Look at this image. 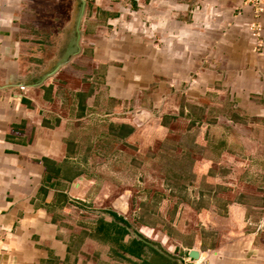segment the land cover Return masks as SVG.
Listing matches in <instances>:
<instances>
[{
    "label": "crops",
    "instance_id": "0c3cea01",
    "mask_svg": "<svg viewBox=\"0 0 264 264\" xmlns=\"http://www.w3.org/2000/svg\"><path fill=\"white\" fill-rule=\"evenodd\" d=\"M256 2L87 0L79 23L82 0H0V264L87 261L55 214L88 197L87 185L101 180L92 166L115 164L131 144L142 157L158 142L162 179L176 166V180L192 182L179 188L191 198L176 234L186 262L197 248L195 264H264V11ZM120 125L133 132H111ZM96 185L101 203L107 185ZM111 211L100 210L111 217H99L95 232Z\"/></svg>",
    "mask_w": 264,
    "mask_h": 264
},
{
    "label": "rangeland",
    "instance_id": "374dc122",
    "mask_svg": "<svg viewBox=\"0 0 264 264\" xmlns=\"http://www.w3.org/2000/svg\"><path fill=\"white\" fill-rule=\"evenodd\" d=\"M159 145L158 142L156 148L150 149L142 154L141 157V151L138 148L140 143L135 145L131 144V148L130 146L128 147L130 150H128V152L126 151L127 153L125 152L126 147L121 149V155H118L120 159L119 161L115 160V164L106 162L99 166H92L89 173H92L91 175H95L96 177L100 175L98 177H101V180H97L96 183L90 182L89 185H87L89 191L85 194H87L88 197H83L84 199L77 196L72 197L73 203L68 206L70 207L69 209L67 207L65 213L60 214V211L57 213L54 212L56 213V218L61 215L63 218L66 217L65 224H67V226L64 227V232L68 235L67 237L72 233L76 238V241L74 239L72 240L77 249L76 253H80L81 250H83V255L88 257L87 261H80V264H150V262L146 260H151V262L156 264L157 262L155 261L162 260L161 258H157L159 256L155 255L151 249H146V253H143L147 255L144 258V262L142 258H133L131 262L118 255L112 256L109 245H103L98 241L94 242L92 239H88L81 247L82 244L79 241L82 238H88L84 236L83 232L85 230L95 231L97 228L96 226L99 225L97 221L99 217H111L107 213H100V210H103V208H106V210H113L127 218L133 227L136 228V232H147L144 234L149 235L148 238L152 241L153 248L159 253L164 254L170 261L172 260L171 264H176L173 257L179 259L185 258L182 251L183 247L178 245L180 238H178L176 234L179 229L178 226L180 224L183 225L185 220H187V214L181 212L180 215H178V213L180 207L183 205L182 203H184L182 200L187 201L191 200V198L183 196L186 189L181 191L179 188L181 186L189 187V183L192 182H180L176 180L177 173L172 172V169L176 170V166H169V172L172 174H170L172 179H170L169 182L162 179L164 176L162 171L165 166L160 163V158L157 156L158 154L154 153L157 148L160 150ZM134 150L137 152L135 153ZM131 153L135 154L136 163L130 160ZM96 167L103 173H98ZM84 179L95 181L91 176ZM98 182L107 185L105 188V194L107 195L101 203L94 202V191ZM190 188L192 187L190 186ZM62 207L63 206H58V208L63 209ZM58 208L56 210H58ZM102 222H104V220H102ZM261 224L264 225L263 222ZM261 224L258 226L259 229L261 228ZM144 225L151 228L146 230L142 228ZM121 232L125 236H129L130 233L126 234V230ZM72 235H70V238H74ZM127 238L128 240L131 239V243L134 246L135 241L132 239L133 236ZM129 243H127L125 239V249L134 250L135 247H131L132 245L129 246ZM142 244L139 245V249L142 247ZM118 252L120 251L118 250ZM137 252L140 253V251ZM168 255H171L169 256L170 258ZM97 257H99V261ZM104 258L106 261H104ZM163 262L168 264L169 261L163 259Z\"/></svg>",
    "mask_w": 264,
    "mask_h": 264
},
{
    "label": "trees",
    "instance_id": "16d2710c",
    "mask_svg": "<svg viewBox=\"0 0 264 264\" xmlns=\"http://www.w3.org/2000/svg\"><path fill=\"white\" fill-rule=\"evenodd\" d=\"M110 130H111V132H114L115 134H117V136H119L121 138L127 137L130 133L133 132V128L130 126H127V125H120V126H115V127L113 126ZM167 142H168V140H166V142L164 143V146L167 144ZM172 157H174V156H172ZM73 172H74V174H76L79 171H73ZM172 172H176V170L172 169ZM170 174L171 173H169V176H170ZM61 195L62 196L60 197L59 201H60V203H63V205H64V202L66 203L68 201V197L66 195H63V194H61ZM110 213L114 217L113 220L103 219L104 222H102V220H100L101 223H103L102 224L103 229L101 232L97 233L95 231L85 230L83 232L84 236L110 244L111 250L116 254L119 253L118 252V250H119V251H123L122 254H129V253L132 254L133 253L136 256H140L141 254L146 253V249H151L155 255L159 256V257L156 256L157 258L162 259L161 261H155L154 260L155 262H157L156 264H165L163 262V259L166 261H169L168 264L172 263V261H170V259H168L164 254H161L156 249H154L150 245L149 240H146L144 238L142 240H139V239H137V237L133 236L132 239H134V241H135L134 246L131 243V240L129 241L130 243L129 242H127V243H129V246L132 245L131 247H135L134 250L125 249L124 242H125L126 236L123 235L121 231L126 230V234L129 233L128 227L130 226V224L126 221V219L123 216H120L119 214H117L115 212H110ZM123 229H125V230H123ZM123 236H125V237H123ZM137 240H139V241H137ZM73 244L74 243H72L71 246H74ZM141 244H142V247H141L142 249L141 248L139 249L138 247ZM137 251H140V253ZM146 261H149L150 264H154V262H151V260H146ZM143 262H144V260H143ZM158 262H160V263H158Z\"/></svg>",
    "mask_w": 264,
    "mask_h": 264
},
{
    "label": "water",
    "instance_id": "95a60500",
    "mask_svg": "<svg viewBox=\"0 0 264 264\" xmlns=\"http://www.w3.org/2000/svg\"><path fill=\"white\" fill-rule=\"evenodd\" d=\"M82 1H83V6H82L81 13H80V15H79V23H80V21H81V19H82V16H83V13H84V10H85V5H86L87 0H82ZM78 33H79V34H78V36H77V41H78V43H79V40H80V37H81V31L78 30ZM77 46H78V48H77L76 52H74V55H77V54L80 53V49H81V48H80V45L78 44ZM61 65H62V64H61ZM61 65H59V66H58V67L52 72V74H54V73L60 68ZM128 230H129L130 232L136 234V237H137L138 239H143V237H142L138 232H136L133 228L128 227ZM200 254H201V250H200V249H197V248H192V249H190V251H189V258H190L191 262H189V263H185L184 259H179V258H175V257H173V258H174V260H175L178 264H195V261L198 260V259L200 258ZM169 256H171V255H168V257H169ZM169 258H170V257H169Z\"/></svg>",
    "mask_w": 264,
    "mask_h": 264
},
{
    "label": "built area",
    "instance_id": "2783aa9c",
    "mask_svg": "<svg viewBox=\"0 0 264 264\" xmlns=\"http://www.w3.org/2000/svg\"><path fill=\"white\" fill-rule=\"evenodd\" d=\"M256 6H257L258 13H262L264 11V0H257ZM252 26H253L252 30H254L253 34L255 36H261L262 35V27L258 23H256V25L254 24ZM260 227L262 228L263 224H261ZM184 261H185V263H188V262H186V259H184ZM189 262H191L190 258H189Z\"/></svg>",
    "mask_w": 264,
    "mask_h": 264
},
{
    "label": "flooded vegetation",
    "instance_id": "af4514ba",
    "mask_svg": "<svg viewBox=\"0 0 264 264\" xmlns=\"http://www.w3.org/2000/svg\"><path fill=\"white\" fill-rule=\"evenodd\" d=\"M149 243H150V245L153 247V245H152L153 243H151V242H149ZM171 261H172V260H171ZM176 264H178V263L176 262Z\"/></svg>",
    "mask_w": 264,
    "mask_h": 264
}]
</instances>
